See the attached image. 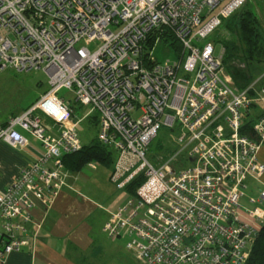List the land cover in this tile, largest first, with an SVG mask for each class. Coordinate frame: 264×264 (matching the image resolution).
<instances>
[{
  "label": "built area",
  "instance_id": "built-area-1",
  "mask_svg": "<svg viewBox=\"0 0 264 264\" xmlns=\"http://www.w3.org/2000/svg\"><path fill=\"white\" fill-rule=\"evenodd\" d=\"M222 1L0 0V66L49 78L34 104L0 125L12 147L39 144L0 192L2 264L29 244L34 207L64 188L63 158L82 149L86 118L113 154L116 188L142 178L109 212L110 239L124 237L142 264H246L264 224V184L246 192L249 177L264 176V74L244 86L227 74L213 36L248 0ZM160 44L173 58L158 60ZM63 89L90 111L80 116ZM248 114L253 136L242 132ZM163 127L180 130L181 146L153 161Z\"/></svg>",
  "mask_w": 264,
  "mask_h": 264
},
{
  "label": "rangeland",
  "instance_id": "rangeland-1",
  "mask_svg": "<svg viewBox=\"0 0 264 264\" xmlns=\"http://www.w3.org/2000/svg\"><path fill=\"white\" fill-rule=\"evenodd\" d=\"M227 1L223 0L221 6ZM243 17L253 20V39L251 42L245 41L242 38V31L239 29V23ZM213 37L214 40L218 38L229 41L230 43L229 54L225 44L223 45L225 49L224 57L226 58L229 55L225 67L227 74L235 85L244 86L250 83L252 79L259 78L264 74V0H248L247 4L239 13L232 19H229L227 23L225 22L215 32ZM177 43L180 45L178 41ZM221 44L218 43L217 52L220 51ZM96 46L97 44L94 42L90 45V48L94 49ZM180 47L181 45L179 49ZM155 55L160 61L173 58L174 56L172 50L170 48L166 49L163 44L159 45L155 51ZM48 79V75L43 69L25 72L17 71L12 67L2 68L0 66V120L7 116L9 118L12 115L18 114L34 104L37 98L48 87ZM60 95L73 102L80 116L90 111V106L76 105L74 93L71 90L63 89ZM79 130L84 144H89L94 138H97L98 127L92 121L90 122L88 118L80 123ZM179 133L180 130L178 128L170 130L163 127L151 144L150 159L154 161L159 158V161H161V157L166 158L170 153H175L181 146L178 142ZM66 169V172L71 175L72 171L68 168ZM76 172L77 179L74 184L75 188L87 197L100 201L105 209L116 210L127 202L130 195L126 191L117 189L110 181L107 177L109 167L106 164L91 160L86 162ZM261 179L262 177L258 180L253 177L247 179V182L251 183L249 185L250 187L246 189L247 196L257 195ZM65 181L64 186L67 184L66 179ZM100 214H104L103 211H100ZM103 237L106 239L105 236ZM107 244H111L113 247L115 246L117 251L125 257L127 264H142L134 253L126 248L123 239L115 242L107 240Z\"/></svg>",
  "mask_w": 264,
  "mask_h": 264
},
{
  "label": "crops",
  "instance_id": "crops-1",
  "mask_svg": "<svg viewBox=\"0 0 264 264\" xmlns=\"http://www.w3.org/2000/svg\"><path fill=\"white\" fill-rule=\"evenodd\" d=\"M7 119L8 116L1 119L0 125ZM38 147V142L32 137L31 144L26 147H12L0 141V192L22 168L36 159ZM260 158L264 161V146L260 150ZM75 172L72 171L71 175L66 172L67 184L50 206L39 202L34 207L28 226L29 244L11 253L7 264H127L116 247L107 244V240L115 242L120 239L126 244L125 238L110 239L103 230V223L112 210L105 209L100 201L75 188ZM263 184L264 177L259 187Z\"/></svg>",
  "mask_w": 264,
  "mask_h": 264
},
{
  "label": "trees",
  "instance_id": "trees-1",
  "mask_svg": "<svg viewBox=\"0 0 264 264\" xmlns=\"http://www.w3.org/2000/svg\"><path fill=\"white\" fill-rule=\"evenodd\" d=\"M241 9L235 12L230 18L225 19L223 25L225 22L227 23L229 19H232L234 16H236V14H238ZM252 22L253 20H250L247 17H243L240 20L239 29H241V35L245 41L251 42V40L253 39ZM173 40L176 49L179 48L180 45H178L177 40L175 38ZM215 41L222 43L223 45L225 44L229 54V41L220 40L218 38H215ZM227 57H229V55H227L226 58L224 57V63H226ZM245 118L246 124L243 127L242 132L253 136L252 123L255 118L254 116H252V114H248ZM95 123L97 122L95 121ZM91 160L106 164L111 170L113 167L114 157L108 147L100 143L98 138H94L89 144H84L81 150L72 154L65 155L63 158L65 167L71 171H79L86 162ZM141 181L142 178L138 177L132 182H130L126 187V192L128 194H134L136 192V188L140 185ZM246 264H264V224L258 232V235L250 253V257L247 260Z\"/></svg>",
  "mask_w": 264,
  "mask_h": 264
}]
</instances>
